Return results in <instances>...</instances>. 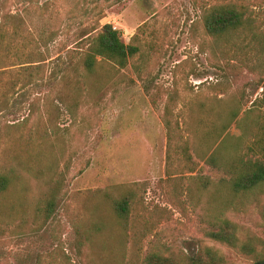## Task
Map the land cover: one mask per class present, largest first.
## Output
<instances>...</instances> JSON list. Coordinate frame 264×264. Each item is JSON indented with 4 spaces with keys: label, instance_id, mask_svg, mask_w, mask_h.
Returning <instances> with one entry per match:
<instances>
[{
    "label": "rangeland",
    "instance_id": "374dc122",
    "mask_svg": "<svg viewBox=\"0 0 264 264\" xmlns=\"http://www.w3.org/2000/svg\"><path fill=\"white\" fill-rule=\"evenodd\" d=\"M227 2L244 24L216 40L201 14ZM105 23L138 52L123 69L101 61L77 81L80 37ZM0 35V173L14 177L0 193V264H144L150 252L182 261L198 246L218 249L227 264H255L206 236L187 187L198 193L196 177L206 176L208 195L230 199L226 176L191 148L200 171L166 165L161 110L172 96L176 112L205 102L217 124L237 104V119L263 112L252 102L264 98V0H0ZM29 53L43 60L27 85L15 79L14 55ZM229 133L241 129L232 123ZM123 195L133 199L126 221L112 209ZM232 201L223 216L242 238L264 241V188Z\"/></svg>",
    "mask_w": 264,
    "mask_h": 264
},
{
    "label": "trees",
    "instance_id": "16d2710c",
    "mask_svg": "<svg viewBox=\"0 0 264 264\" xmlns=\"http://www.w3.org/2000/svg\"><path fill=\"white\" fill-rule=\"evenodd\" d=\"M201 19L206 34L220 40L226 39L243 26L244 12L235 3L227 2L204 8ZM80 38L84 43L77 59L83 73L78 74L77 81L93 74L101 61L110 63L116 69H123L129 59L138 52V46L125 43L120 32L108 23L101 25L95 34L86 33ZM6 44L4 35H0V48H4ZM8 58L7 55H3L1 59ZM14 58L22 60L18 63L21 69L15 74L16 81L27 85L37 83L40 79L38 63L43 59L39 60L35 54L30 53L16 54ZM13 65L15 64L10 66ZM62 78L68 81L70 74L66 71ZM171 97L169 96L168 103L161 110V120L167 136L166 165L170 167L176 164L178 174L198 169L200 171L202 167L189 153L191 148L199 161L226 176L221 182L230 199L216 202L213 194L208 195L211 181L206 176L196 177L199 179V186L196 187L198 193L193 192L194 188L187 187V199L192 207L202 212V218L211 227L205 231L206 236L249 256L255 264L264 260V241L254 236L242 238L238 233V226L223 216L225 209L233 202V197L244 196L249 192L255 194L264 188V110L252 115L254 108H248L243 111L242 117L237 119L241 111L240 104H237L222 112L217 124L215 120L209 119L207 111L211 113L212 109H206L205 102L193 99L186 107L180 106L176 112V103ZM252 105L258 112L259 108H264V98L254 100ZM186 111L184 117L182 112ZM201 112L205 115L200 114ZM194 113H197L196 117H192ZM232 123H236L241 129L239 135L229 133ZM167 175L171 176L168 172ZM179 177H182V174ZM179 179L182 178L175 179L177 183ZM13 180L11 172L0 173V193L7 190ZM132 204L133 199L130 195L113 200L112 209L117 219L126 221ZM143 261L144 264H227L220 251L211 246H198L182 261L158 252L148 253Z\"/></svg>",
    "mask_w": 264,
    "mask_h": 264
},
{
    "label": "water",
    "instance_id": "95a60500",
    "mask_svg": "<svg viewBox=\"0 0 264 264\" xmlns=\"http://www.w3.org/2000/svg\"><path fill=\"white\" fill-rule=\"evenodd\" d=\"M256 264H264V260L257 262Z\"/></svg>",
    "mask_w": 264,
    "mask_h": 264
}]
</instances>
